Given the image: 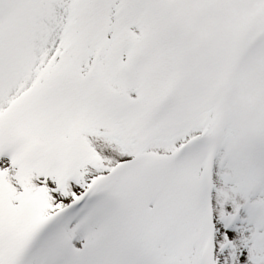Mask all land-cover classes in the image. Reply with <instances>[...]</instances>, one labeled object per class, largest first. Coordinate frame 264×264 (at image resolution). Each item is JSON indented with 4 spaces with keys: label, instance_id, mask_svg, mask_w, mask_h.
<instances>
[{
    "label": "snow or ice",
    "instance_id": "6c2138e0",
    "mask_svg": "<svg viewBox=\"0 0 264 264\" xmlns=\"http://www.w3.org/2000/svg\"><path fill=\"white\" fill-rule=\"evenodd\" d=\"M0 264H264V0H0Z\"/></svg>",
    "mask_w": 264,
    "mask_h": 264
}]
</instances>
